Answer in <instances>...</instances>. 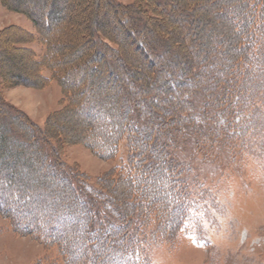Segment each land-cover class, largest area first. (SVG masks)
<instances>
[{"label":"trees","instance_id":"1","mask_svg":"<svg viewBox=\"0 0 264 264\" xmlns=\"http://www.w3.org/2000/svg\"><path fill=\"white\" fill-rule=\"evenodd\" d=\"M11 1L15 0L0 3L6 11L24 15L40 34L37 38L16 25L0 29V38L7 37L13 51L29 56L35 68L34 78L19 77L15 85L43 88L55 81L72 102L71 111H82L103 92L112 95L113 111L107 115L115 116L116 129L108 125L109 138L96 131L93 122L104 115L87 128L92 138L103 137L108 145L94 139L82 141L104 159H112L113 151L125 143L126 158L116 168L119 182L113 183L118 189L124 186L122 192L115 187L109 190L106 184L115 181L109 178L91 185L87 175L64 164L58 148L52 146L55 133H50L48 121L42 128L0 96V132L19 145L23 155H32L67 193L59 197L63 206L47 211L62 219L59 234L51 228L54 218L32 226L24 215L14 220L4 202L0 214L10 215L17 233L41 235L50 246L58 247L66 264H133L132 257L144 264L139 227L153 212L159 216L158 210L177 209L173 202L186 201V189L190 193L199 189L197 176L187 178L185 167L179 169L187 161L182 154L190 152L192 162H197L200 156L209 161V150L221 143L223 151L225 147L235 151L238 143L245 150L248 142L257 141L253 136L257 127H264V69L254 66L255 51H264V0H243L241 16L233 20L229 34L197 13L202 1L136 0L124 5L120 0H80L86 12L81 21L72 16L69 21L57 18V0L28 8ZM180 11L183 19L175 26L177 33L164 21L175 19ZM218 14L228 19L226 12ZM53 20L56 28L45 30ZM61 22H70V34ZM108 26L114 31H108ZM54 31L64 42L50 39L48 33ZM36 43L39 51L30 46ZM46 68L49 77L44 74ZM100 83L102 92L89 91ZM176 91L180 96H173ZM247 112L250 115L244 117ZM47 147L51 151L46 152ZM176 180L181 187L172 185Z\"/></svg>","mask_w":264,"mask_h":264},{"label":"rangeland","instance_id":"2","mask_svg":"<svg viewBox=\"0 0 264 264\" xmlns=\"http://www.w3.org/2000/svg\"><path fill=\"white\" fill-rule=\"evenodd\" d=\"M40 1L44 0L11 2L22 8H28ZM134 1L136 0H120L124 5ZM194 1L203 2L201 10L198 9L197 13L206 15L211 25H220L221 32L225 34L230 33V28L234 25L233 20L239 14L241 16L239 5L243 0ZM56 6H58L57 18L62 16L63 21H69L71 16L76 21H81L86 14L80 0H57L55 8ZM221 11L226 12L227 20L218 14ZM68 13L70 15L67 16ZM182 19L183 13L180 11L175 19L164 21V24L174 27L178 33L175 26L180 25ZM104 20V18L101 20L102 24ZM70 22L67 25L61 22L60 25H63L61 28L66 29L65 32L69 34ZM9 25L19 26L35 34L37 38L40 37L30 20L22 14L6 11L0 3V29ZM56 25V21L53 20L50 25H45L44 29L47 30L49 27L52 31ZM108 31L114 29L108 26ZM48 35L54 41L58 39L59 43L64 42L62 35L55 31ZM6 39L8 38H0V76H2L0 96L15 110L24 112L30 120L42 128L48 121L50 133L56 135L52 136V146L58 148V154L64 164L87 175L91 185L101 178H109L107 181L115 180L106 184L112 192L111 188L115 187L113 183L119 182L116 168L120 167L126 158L125 143L123 142L124 144L113 151L112 159H104L100 158L93 149L85 146L82 141L94 139L87 128L100 115H104V118L93 122L97 132L109 138L108 125L112 124L116 129L117 125L113 122L115 116L107 115V112L113 111L112 95H105L103 92L97 101L89 100L82 111H71L72 102L55 81L43 88L15 85L14 79L19 77L34 78L35 68L29 56L13 51L11 41ZM122 40L125 41V38ZM30 46L37 51L40 50L37 43ZM261 49L263 48L255 51L257 58L254 66L260 65L261 69H264V51ZM108 51L109 54L113 53L111 50ZM145 61L143 59V63L147 65ZM48 70L46 68L44 74L49 77ZM5 76L12 80V84L7 78L5 79ZM99 87L101 83L96 84L89 91L102 92ZM179 92H174L173 96H180ZM183 97L187 99L186 95ZM250 112L244 117H248ZM12 122L18 124L16 120ZM52 128L55 132L51 130ZM256 132L257 135L254 132L253 136L257 141L248 142L245 150L238 143L235 151H229L228 147L223 151L221 143L213 150H209V161L201 160L200 156L199 161L192 162L190 152L182 154L183 159L187 161L181 163L179 169L185 167L184 174L187 178L197 176L195 180L199 182L197 186L199 189H195L193 193L186 189V201L182 199L173 202L177 203V209L173 207L165 213L158 210L161 212L159 216L153 212L149 218H146L145 226L139 227V232L143 234H138L137 238L144 264H264V127L258 126ZM57 134H61V137ZM94 140L102 146L108 145L103 137ZM102 146L101 148H104ZM45 151L51 150L47 147ZM21 153V147L13 145L0 132V203L2 205L3 202L5 203L8 213L15 217L14 220L24 215L32 226L42 222L44 224V220L50 217L54 218L51 228L59 234L62 219L58 220V216L55 215L52 217L47 211L64 205L59 197L61 195L67 197L65 187L50 174L44 173L32 155L25 156ZM212 157L214 160H211ZM113 177L115 179H112ZM172 185L181 187L182 182L176 180ZM157 187L159 188V185ZM116 188L118 189V186L113 190ZM201 188L206 192H201ZM119 189L118 191L122 192L124 186H120ZM2 205L0 206L3 207ZM133 227L131 226L132 230ZM43 238L38 234L17 233L10 215L6 217L0 214V264H66L58 247L50 246V243ZM79 252L80 247H77L76 253ZM130 261L138 264V259L133 257Z\"/></svg>","mask_w":264,"mask_h":264}]
</instances>
